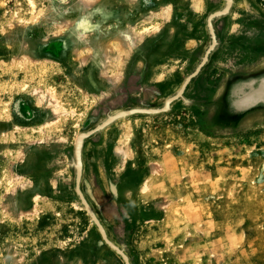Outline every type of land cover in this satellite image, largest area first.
Returning a JSON list of instances; mask_svg holds the SVG:
<instances>
[{
  "label": "rangeland",
  "instance_id": "1",
  "mask_svg": "<svg viewBox=\"0 0 264 264\" xmlns=\"http://www.w3.org/2000/svg\"><path fill=\"white\" fill-rule=\"evenodd\" d=\"M197 1L0 0V264H124L75 192V138L179 89L224 5ZM224 29L169 110L83 142L81 191L130 264H264V117L221 128L200 103L264 59V0Z\"/></svg>",
  "mask_w": 264,
  "mask_h": 264
},
{
  "label": "water",
  "instance_id": "2",
  "mask_svg": "<svg viewBox=\"0 0 264 264\" xmlns=\"http://www.w3.org/2000/svg\"><path fill=\"white\" fill-rule=\"evenodd\" d=\"M233 0H224V5L221 9L211 12L206 17V28L209 35V44L203 55L200 57V62L196 68L181 83L179 89L170 97H168L162 106L157 108L133 107L126 110H120L114 114H107L106 118L93 128L80 132L74 142L73 155L71 166L75 169L74 188L79 198V201L87 212L91 222L96 226L102 241L113 249L123 260L124 264H130L123 247H119L111 242L103 225L97 215L87 202L80 188L81 171H82V147L86 138L92 134L99 132L113 123L117 119H123L134 114L153 115L165 112L170 109L171 104L175 100L182 98V94L192 78H194L208 60L209 55L220 45L222 40V31L225 28L227 15L229 13ZM216 18H221V29L216 32L213 27V21ZM185 102H189L184 99ZM207 106L211 107L210 121L213 125L221 128H230L239 125L256 117H264V59L247 67L229 71L223 78L215 97L210 101H202Z\"/></svg>",
  "mask_w": 264,
  "mask_h": 264
},
{
  "label": "crops",
  "instance_id": "3",
  "mask_svg": "<svg viewBox=\"0 0 264 264\" xmlns=\"http://www.w3.org/2000/svg\"><path fill=\"white\" fill-rule=\"evenodd\" d=\"M222 23V22H221ZM225 30V29H224ZM219 31V30H218ZM223 39H224V33L222 34V41H223ZM222 41H221V43H222ZM221 45V44H220ZM213 52V51H212ZM211 55V54H210Z\"/></svg>",
  "mask_w": 264,
  "mask_h": 264
},
{
  "label": "bare ground",
  "instance_id": "4",
  "mask_svg": "<svg viewBox=\"0 0 264 264\" xmlns=\"http://www.w3.org/2000/svg\"><path fill=\"white\" fill-rule=\"evenodd\" d=\"M197 0H195V3H196ZM200 1L198 0L197 3H199Z\"/></svg>",
  "mask_w": 264,
  "mask_h": 264
}]
</instances>
